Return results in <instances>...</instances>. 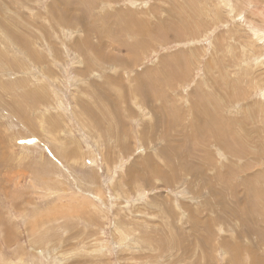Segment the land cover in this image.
<instances>
[{"label":"rangeland","instance_id":"1","mask_svg":"<svg viewBox=\"0 0 264 264\" xmlns=\"http://www.w3.org/2000/svg\"><path fill=\"white\" fill-rule=\"evenodd\" d=\"M251 256L264 0H0V264Z\"/></svg>","mask_w":264,"mask_h":264},{"label":"bare ground","instance_id":"2","mask_svg":"<svg viewBox=\"0 0 264 264\" xmlns=\"http://www.w3.org/2000/svg\"><path fill=\"white\" fill-rule=\"evenodd\" d=\"M131 16H133V15H131ZM127 19H128V18H127ZM129 19H130V17H129ZM125 23L128 24V23H130V22H129V21H125ZM162 25H163V24H162ZM123 26H124V25H123ZM126 27H127V26H126ZM87 28H88V27H87ZM89 29H90V28H89ZM89 29H88V30H89ZM136 30H137V29H136ZM163 30H164V29H163ZM90 31H91V29H90ZM91 32H92V31H91ZM86 33L88 34V31H87ZM92 33H93V32H92ZM87 34H86V36H87ZM155 35H156V34H155ZM137 36H138V35H137ZM84 40L87 41V37H85ZM87 42H89V41H87ZM134 42H135V41H134ZM120 43H121V42H120ZM98 44H99V43H95L94 48L97 47ZM90 47H91V46H90ZM92 48H93V47H92ZM101 52H102V51L99 50V52L96 51L95 53H96L97 58H100V59H101V57H102L101 60L103 61V60L105 59V55H102L103 52H102V54H101ZM119 52H120V51H119ZM110 53H112V52H110ZM106 55H107V52H106ZM115 55H116V54H115ZM117 55H118V54H117ZM109 58H110V57H109ZM111 58H112V57H111ZM117 60H118V59H117ZM116 63H117V62H116ZM121 65H122V63H121ZM135 65H136V64H135ZM88 66H89V65H88ZM130 67H131V66H130ZM131 68H133V67H131ZM133 69H134V68H133ZM144 69H145V68H144ZM134 74H135V73H134ZM138 75H139V74H138ZM132 77H133V76H132ZM163 153H165V152H163ZM166 154H167V153H166ZM149 161H150V160H149ZM169 162H170V161H169ZM153 168H154V167H153ZM153 168H152V169H153ZM152 169H151V170H152ZM152 171H153V172H160L159 169H155V170H152ZM148 172H149V171H148ZM165 175H167V174H165ZM165 175H163V176H165ZM146 179H147V178H146ZM148 179H149V178H148ZM164 179H165V178H164ZM262 226H263V225H262ZM254 252H255V251H254ZM262 255H263V254H262ZM235 257H236V256H235ZM236 258H237V257H236ZM261 261H263L262 258L259 257V258H257V259L254 260V257L251 256V258H250V262H248V263H249V264H260ZM237 262H238V261H237ZM238 263H239V262H238Z\"/></svg>","mask_w":264,"mask_h":264}]
</instances>
